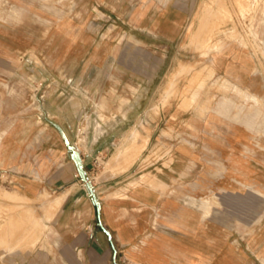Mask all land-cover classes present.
Listing matches in <instances>:
<instances>
[{
  "label": "rangeland",
  "instance_id": "rangeland-1",
  "mask_svg": "<svg viewBox=\"0 0 264 264\" xmlns=\"http://www.w3.org/2000/svg\"><path fill=\"white\" fill-rule=\"evenodd\" d=\"M240 68L252 71L253 93L223 75ZM128 110L141 121L115 125ZM101 121L114 134L108 148L103 142L90 149ZM204 124L211 131L249 129L239 157L261 163V171L237 174L254 182L247 201L227 203L225 189L197 186L196 173L177 180L181 162L172 150L197 147ZM0 131L8 132L15 168L43 180L59 173L62 183L35 198L0 203L2 250L20 239L35 245L56 209L48 202L74 181L84 186L70 145L87 151L84 170L94 187L107 171L134 177L170 171L172 197L207 201L210 212H220L221 227L243 233L231 242L250 251L254 230L264 228V0H0ZM220 167L224 178L223 159ZM122 176L109 190L125 191ZM10 196L0 190V200Z\"/></svg>",
  "mask_w": 264,
  "mask_h": 264
},
{
  "label": "crops",
  "instance_id": "crops-1",
  "mask_svg": "<svg viewBox=\"0 0 264 264\" xmlns=\"http://www.w3.org/2000/svg\"><path fill=\"white\" fill-rule=\"evenodd\" d=\"M239 70L223 71V75L237 80L238 89L254 91L248 84L252 71ZM244 98L250 101L246 96ZM130 112L117 116L114 124L140 120L130 118ZM207 122L215 124L209 119ZM100 126L103 129L92 135L90 149L103 142L108 148L109 134L114 132L103 121ZM221 129L206 130L204 124L203 134H198L197 147L187 143L176 145L172 151L176 160L181 162L176 178L180 180L196 173L202 178L196 182L197 186L225 189L227 193L224 192L223 199L227 203L241 199L247 201L251 197L247 192H252L254 182L236 177L237 174L251 177L261 171L258 167L261 163L254 165L239 157L242 151H247L246 145L252 137L246 126L234 124L226 130ZM9 138L7 131H0V190L4 188L7 195L15 196L0 200V203H13L15 198H35L44 188L62 187L59 173H49L43 180L15 168L13 150L7 143ZM86 152L80 154L83 163L88 158ZM221 159L226 162L228 170L224 178L221 176ZM192 163L197 165L194 167ZM169 172L150 174L157 181L152 184L138 182L130 185L128 180L134 176L113 175L107 171L100 185L93 186L99 201V216L86 188L72 182L58 193H63V198L57 201L56 209L47 219L41 239L35 245L22 239L15 248L0 249V264H264V228L254 230L253 235L257 237L254 249L239 250L229 237L243 233L233 227H221L218 221L220 212H210L207 201L195 203L188 195L177 199L172 197L173 179L167 174ZM144 174L148 172L138 174L134 179ZM120 176L118 181L127 186L125 191L109 190L106 185ZM181 183L195 184L188 180ZM238 188H243L244 194L231 191ZM52 199L48 205L54 203ZM253 251L258 252L254 260L251 257Z\"/></svg>",
  "mask_w": 264,
  "mask_h": 264
},
{
  "label": "water",
  "instance_id": "water-1",
  "mask_svg": "<svg viewBox=\"0 0 264 264\" xmlns=\"http://www.w3.org/2000/svg\"><path fill=\"white\" fill-rule=\"evenodd\" d=\"M55 126L58 128L59 131L62 132V135L65 138V135H64L62 129L56 124H55ZM69 149L71 151V153H70L71 159L73 160V162L76 166L77 172H78L81 180L83 181L84 186L88 192V195L90 196L91 200L93 201V203L96 207L97 214L99 216V213H100L99 201L97 199L94 187H93L91 181L89 180V177L87 176L86 171L84 170V164H83L82 157H81V155H80V153L76 147L69 145Z\"/></svg>",
  "mask_w": 264,
  "mask_h": 264
},
{
  "label": "bare ground",
  "instance_id": "bare-ground-1",
  "mask_svg": "<svg viewBox=\"0 0 264 264\" xmlns=\"http://www.w3.org/2000/svg\"><path fill=\"white\" fill-rule=\"evenodd\" d=\"M200 16H201V14H200ZM199 16V17H200ZM227 20H229V19H227ZM170 83V82H169ZM153 113V112H152ZM244 121V120H243ZM136 129V128H135ZM135 129L134 130H131V132L129 133L131 136H133L134 134H136L135 133ZM137 131V130H136ZM138 133V132H137ZM128 134V135H129ZM139 134V133H138ZM129 135V136H130ZM136 137V136H135ZM139 137V136H138ZM129 138H131V137H129ZM140 138V137H139ZM128 140V139H127ZM144 142V141H143ZM133 143V142H132ZM136 145V144H135ZM144 146V145H143ZM124 148V147H123ZM138 148V147H137ZM137 148L135 147V149H136V151H137ZM140 148V147H139ZM129 149V148H128ZM141 149V148H140ZM132 150V149H131ZM133 150H134V147H133ZM135 150H134V153H137ZM124 152V151H123ZM138 154H139V152H138ZM119 155H122V152H121V149H119V150H117V152H116V156L118 157ZM155 177L154 176H150V175H148V174H146L144 177H143V182H145L146 184L147 183H150V184H152V183H154L156 180L154 179ZM157 182V181H156ZM161 183V182H160ZM163 185V184H162ZM58 195V194H57ZM63 193L61 194V195H58V196H56L54 199H52V201H54V203L52 204L53 206H56L57 207V205H56V203H57V201H59L61 198H63ZM61 202V201H60ZM43 226V225H42ZM41 229V228H40ZM21 240V239H20ZM0 245H2L1 244V241H0ZM8 249H12L11 247H7Z\"/></svg>",
  "mask_w": 264,
  "mask_h": 264
}]
</instances>
